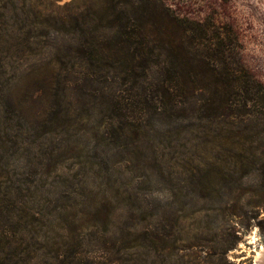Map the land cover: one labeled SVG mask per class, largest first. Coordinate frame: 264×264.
Wrapping results in <instances>:
<instances>
[{
  "label": "rangeland",
  "instance_id": "rangeland-1",
  "mask_svg": "<svg viewBox=\"0 0 264 264\" xmlns=\"http://www.w3.org/2000/svg\"><path fill=\"white\" fill-rule=\"evenodd\" d=\"M117 1L0 0V264H255L264 146L87 66L68 26ZM167 1L233 28L264 83V0Z\"/></svg>",
  "mask_w": 264,
  "mask_h": 264
},
{
  "label": "trees",
  "instance_id": "trees-1",
  "mask_svg": "<svg viewBox=\"0 0 264 264\" xmlns=\"http://www.w3.org/2000/svg\"><path fill=\"white\" fill-rule=\"evenodd\" d=\"M75 23L67 33L82 46L74 52L90 68L110 70L101 77L139 79L141 69L152 110L190 112L218 126L222 139L264 146V83L244 64L230 26L182 16L167 0H119L97 21ZM259 226L264 233V220Z\"/></svg>",
  "mask_w": 264,
  "mask_h": 264
},
{
  "label": "water",
  "instance_id": "water-1",
  "mask_svg": "<svg viewBox=\"0 0 264 264\" xmlns=\"http://www.w3.org/2000/svg\"><path fill=\"white\" fill-rule=\"evenodd\" d=\"M254 263L264 264V247H261L258 251H256Z\"/></svg>",
  "mask_w": 264,
  "mask_h": 264
}]
</instances>
